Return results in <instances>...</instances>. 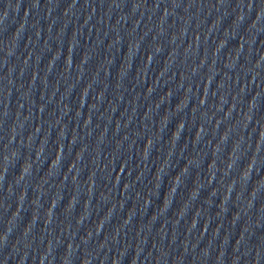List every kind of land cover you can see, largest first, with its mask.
<instances>
[{
  "label": "water",
  "instance_id": "water-1",
  "mask_svg": "<svg viewBox=\"0 0 264 264\" xmlns=\"http://www.w3.org/2000/svg\"><path fill=\"white\" fill-rule=\"evenodd\" d=\"M0 264H264V0H0Z\"/></svg>",
  "mask_w": 264,
  "mask_h": 264
}]
</instances>
